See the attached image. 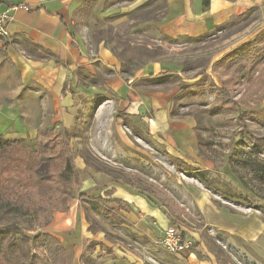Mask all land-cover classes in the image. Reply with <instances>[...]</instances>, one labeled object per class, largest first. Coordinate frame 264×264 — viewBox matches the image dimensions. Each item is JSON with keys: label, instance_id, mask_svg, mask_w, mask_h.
I'll return each instance as SVG.
<instances>
[{"label": "rangeland", "instance_id": "1", "mask_svg": "<svg viewBox=\"0 0 264 264\" xmlns=\"http://www.w3.org/2000/svg\"><path fill=\"white\" fill-rule=\"evenodd\" d=\"M165 6L162 0L75 5L67 27L86 59L83 67L62 60L54 69L50 63L57 56L44 49H36V58L20 52L21 60L10 65L4 50L10 38H0V105L15 117L8 121L9 137L0 130V140L17 138L34 149L43 127L70 137L75 166L62 172L72 184L71 237L86 239L83 264H264V210L254 205L264 203V184L229 156L252 154L264 162V145L254 144L243 128L264 137V83L255 77L237 84V107L221 103L216 89L224 80L232 85V68L247 60L244 53L235 64L222 61L224 56L256 37L258 45L264 43V0L198 36L164 32L159 22ZM33 59H39L36 65ZM166 70L174 73L151 77ZM177 128L191 136L181 134L182 144L174 137ZM87 159L93 170L123 175L130 183L122 177L112 188L94 191L83 174ZM151 184L184 214L170 218L141 188ZM147 204L161 206L166 224L193 239L192 253L165 248V228L146 214ZM46 219L29 232L31 240L61 222L49 211ZM32 252L37 264H51L43 246Z\"/></svg>", "mask_w": 264, "mask_h": 264}, {"label": "trees", "instance_id": "2", "mask_svg": "<svg viewBox=\"0 0 264 264\" xmlns=\"http://www.w3.org/2000/svg\"><path fill=\"white\" fill-rule=\"evenodd\" d=\"M162 1L167 5L165 0ZM5 4L9 5L7 2ZM257 40L256 37L222 58L224 62L229 60L235 64L237 54L244 53L247 56L244 63L232 68L231 84L235 86L227 80L223 81L222 86H216L221 103L229 102L235 107L240 105L241 101L235 99L234 93L238 91L236 85L241 82L251 83L257 77L264 83V43L258 45ZM173 73L172 70H166L152 74L151 77ZM243 128L245 136L254 144L264 145V137L254 136L245 124ZM233 152L229 156L235 158L239 167L250 173L253 180L264 184V162L252 154L236 156ZM86 164L94 167L88 159ZM74 166L70 137L66 134H53L49 127L38 130L34 149L25 146L17 138L0 140V264H37L32 247L37 250L42 246L51 264H63L65 247L55 235L47 231L40 232L31 240L29 232L46 224L47 211H68L72 184L62 169H72ZM107 173L116 180L124 178L111 171ZM240 179L243 181L242 177ZM141 188L161 203L170 218L184 214L185 209L160 186L151 184ZM80 195L89 197L91 201L94 199L91 193ZM242 199L250 200L251 197L244 195ZM254 205L264 210V203L256 202ZM182 234L186 236L184 232Z\"/></svg>", "mask_w": 264, "mask_h": 264}, {"label": "crops", "instance_id": "3", "mask_svg": "<svg viewBox=\"0 0 264 264\" xmlns=\"http://www.w3.org/2000/svg\"><path fill=\"white\" fill-rule=\"evenodd\" d=\"M26 4L4 5L10 7L13 21L9 24L10 39H7L5 53L8 56L10 65L14 61L21 60L20 52L28 54L33 58L38 56L37 50L44 49L53 56H57V61L50 63L58 68V63L65 62L73 67L85 66V57L81 56L77 43L71 38L67 24L75 5L87 0H27ZM167 2L166 12L162 16L159 24L162 30L171 35H189L198 36L209 33L229 21L234 15H240L247 10L259 5L261 0H165ZM23 5L30 7V10L23 9ZM1 38V37H0ZM0 39V46L3 42ZM37 49V50H36ZM3 49H1L0 55ZM40 52V51H39ZM20 56V57H19ZM47 59V58H45ZM61 60V61H60ZM39 59H33L31 62L36 65ZM13 62V63H12ZM16 64V63H15ZM53 66V65H52ZM52 69V71L54 70ZM57 71V70H56ZM55 74H58L57 72ZM74 76L71 82H74ZM14 117L9 106L0 105V130L5 137H9L8 121ZM175 138L178 144H182L183 134L185 139L190 138L189 130L177 128L174 130ZM189 141L183 145L187 151ZM83 174L92 179L91 189L108 190L112 188L116 180L110 173L93 170L85 163ZM138 204L144 205L141 201ZM161 208V206H160ZM159 207H143L144 211L156 217L163 228H167V217ZM163 208V206H162ZM61 222L55 223L50 233L55 235L65 247L63 264H83L82 256L85 255L87 248L86 239L77 241L71 237L70 229L74 222L72 213L56 212ZM141 215H144L141 213ZM155 221V220H154ZM164 229V231H165Z\"/></svg>", "mask_w": 264, "mask_h": 264}, {"label": "built area", "instance_id": "4", "mask_svg": "<svg viewBox=\"0 0 264 264\" xmlns=\"http://www.w3.org/2000/svg\"><path fill=\"white\" fill-rule=\"evenodd\" d=\"M25 10H30L27 5L22 6ZM10 7H5L0 3V37L9 38V24L13 21ZM163 244L165 248L172 253L193 252L195 242L191 237L183 236L181 230L175 225H169L163 235Z\"/></svg>", "mask_w": 264, "mask_h": 264}]
</instances>
